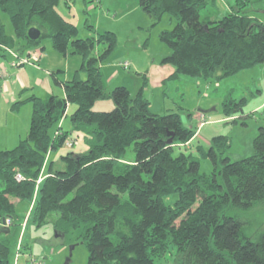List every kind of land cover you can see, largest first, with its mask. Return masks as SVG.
<instances>
[{"label":"trees","instance_id":"obj_1","mask_svg":"<svg viewBox=\"0 0 264 264\" xmlns=\"http://www.w3.org/2000/svg\"><path fill=\"white\" fill-rule=\"evenodd\" d=\"M58 1L0 0V13L13 28V36L6 34L0 21V53L14 49L16 62H36L31 55L39 56L40 42L48 38L56 53L78 54L85 75L54 78L63 96L33 97L26 137L0 151V264H11L4 234L10 228L1 225L14 224L16 202L32 205L36 227L55 216L56 232L81 228L86 264H160L167 255L173 264H264V232L247 238L244 222L223 214L229 207L248 210L264 202V126L253 139V155L238 161L223 157L229 146L225 136L213 137L206 151L196 148L213 165L210 174H201L198 159L181 150L195 131L176 113H151L142 88L134 95L121 85L107 91L101 67L115 47V34L79 38L77 27L56 11ZM217 1L137 0L154 24L165 14L175 20L159 34L170 50L161 61L173 68L168 79L185 75L210 82L264 62V19L249 14L264 16V0H252L262 3V9L252 10L245 9L248 1L238 0L221 17ZM32 27L40 31L37 40L27 36ZM100 42L106 46L95 55ZM106 98L113 102L111 111L92 110ZM222 106L225 117H235L242 101ZM66 117L75 142L70 148L64 144L70 132L58 127ZM130 146L132 161L125 158ZM60 149L63 166L56 168L48 155ZM17 174L24 179L16 180Z\"/></svg>","mask_w":264,"mask_h":264},{"label":"rangeland","instance_id":"obj_2","mask_svg":"<svg viewBox=\"0 0 264 264\" xmlns=\"http://www.w3.org/2000/svg\"><path fill=\"white\" fill-rule=\"evenodd\" d=\"M244 1H248L246 10L262 9V3ZM237 2L238 0H218L217 16H223L229 11L228 7L235 6ZM56 11L64 20L77 27L79 38L96 40L105 32L115 34V47L102 63L103 82L107 91L121 85L134 95L142 88L151 113H176L185 127L195 131L193 141L181 150L192 153L198 159L201 174H210L213 165L209 159L201 157L196 148L208 150L210 141L215 136H225L229 140L223 157L231 162L253 155V139L258 128L264 126V62L210 82L185 75L172 80L168 79L170 74L167 73L170 66L161 63L170 54V50L159 39L162 31L171 30L175 24V20L170 19L169 15H163L154 24L153 19L140 10L137 0H59ZM249 14L264 19L262 13L250 11ZM0 21L6 34L13 36L8 17L0 13ZM40 45L44 50L37 51L39 56L31 55V59L37 60L36 62L25 61V58L16 62L14 58L20 57L14 49L0 53L1 70L4 72L1 75L0 71V151L15 148L26 137L33 97L46 100L50 95L63 94L60 84L54 78L61 82L71 80L76 74L80 79L85 78L80 71L82 58L78 54L72 53L71 49L66 55L56 53L48 38H43ZM105 46L103 42L97 43L94 54L101 53ZM21 62L23 65L18 66ZM124 62L129 65L127 69L120 65ZM14 80L19 87L23 82V89L18 86L13 89L10 84ZM6 83H9L8 91L3 90ZM230 99L242 101V106L235 117L227 118L222 104ZM113 108L112 100L106 98L97 100L92 110L108 112ZM199 111L205 113L203 118ZM201 121L204 123L198 126ZM69 127L67 118L63 128ZM69 136L73 137L72 134ZM82 146L83 144L79 147L75 145L74 151L79 153ZM63 153L62 149L51 152L56 168L63 166L59 160ZM125 158L128 161L134 160L132 146L127 148ZM28 205L26 202H16L14 224L5 222L6 225H1L2 228H10L8 233H3L10 240L11 264H86L87 249L80 239L81 228L69 230L65 235L56 232L52 225L55 216H50L48 223L36 227L30 221L32 205ZM223 214L242 220L247 238L255 239L264 232V202L248 210L229 207ZM160 264H173V258L167 255Z\"/></svg>","mask_w":264,"mask_h":264},{"label":"crops","instance_id":"obj_3","mask_svg":"<svg viewBox=\"0 0 264 264\" xmlns=\"http://www.w3.org/2000/svg\"><path fill=\"white\" fill-rule=\"evenodd\" d=\"M1 68H2V63L0 64V71H1V75H2V73H3V75H4V72L1 70ZM101 69H102V67H101ZM172 71H173V68H171V67H168V74H171L172 73ZM113 78V77H112ZM39 82V81H38ZM8 84L9 83H6L4 86H3V90H5V91H8V89H9V87H8ZM10 85H12V88L13 89H16L17 87L16 86H18V84H17V81H13ZM18 88H22L23 89V82L22 83H20V87L18 86ZM57 96H59V95H57ZM63 96V94L61 95V96H59V97H62ZM12 97V96H11ZM199 112H201V111H199ZM203 114H205L204 112H202ZM203 114H201V117L203 118L204 117V115ZM203 115V116H202ZM67 119V117L66 118H63V120H61V122H59V125H58V127H60L61 128V130L62 131H69L70 133H69V135H71L72 133H73V129H72V125H71V123H70V120H69V125H70V127L68 128V129H64L63 128V123H64V121ZM204 123V122H203ZM80 146V145H79ZM48 161H50V160H52V161H54V156H52V154L50 153L49 155H48ZM21 231H22V228H21V230H20V232H19V236H18V239L20 238V235H21Z\"/></svg>","mask_w":264,"mask_h":264},{"label":"built area","instance_id":"obj_4","mask_svg":"<svg viewBox=\"0 0 264 264\" xmlns=\"http://www.w3.org/2000/svg\"><path fill=\"white\" fill-rule=\"evenodd\" d=\"M120 65H121L124 69H126V68L129 66L127 62L121 63ZM56 135H58V133H56ZM64 142H65L64 144H65V147H66V148H70V147H72V146L75 144V142H74V138H73V137H68V138H66V140H65ZM23 179H24V178L22 177L21 174H17V175H16V180L21 181V180H23ZM6 223L9 224V220H7Z\"/></svg>","mask_w":264,"mask_h":264},{"label":"water","instance_id":"obj_5","mask_svg":"<svg viewBox=\"0 0 264 264\" xmlns=\"http://www.w3.org/2000/svg\"><path fill=\"white\" fill-rule=\"evenodd\" d=\"M27 36L31 40H37L40 36V31L35 27L29 28V30L27 31ZM168 143H171V140H169Z\"/></svg>","mask_w":264,"mask_h":264},{"label":"clouds","instance_id":"obj_6","mask_svg":"<svg viewBox=\"0 0 264 264\" xmlns=\"http://www.w3.org/2000/svg\"><path fill=\"white\" fill-rule=\"evenodd\" d=\"M56 133H58V134H59V132H56ZM68 137H70V136H68ZM68 137H67V138H68ZM65 140H66V139H65ZM38 182H40V181H38Z\"/></svg>","mask_w":264,"mask_h":264}]
</instances>
